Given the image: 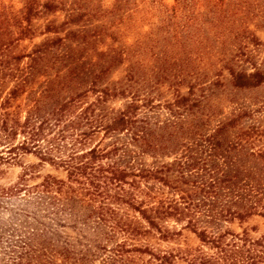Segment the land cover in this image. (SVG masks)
<instances>
[{
  "label": "trees",
  "instance_id": "obj_1",
  "mask_svg": "<svg viewBox=\"0 0 264 264\" xmlns=\"http://www.w3.org/2000/svg\"><path fill=\"white\" fill-rule=\"evenodd\" d=\"M181 2L151 6L157 14L147 12L143 23L149 35L133 50L98 54L90 53L92 41L117 40L107 28L66 30L14 54L13 44L36 36L33 19L63 2L2 6L0 173L30 155L63 176L33 183L35 165L23 166L15 182L0 186V209L9 213L0 264H264V232L247 224L256 217L264 225V128L243 125L251 115L239 109L207 133L197 130L211 117L203 100L224 71L232 88L249 89L264 83V70H236L246 35L230 42L214 31L206 41L194 14L179 16ZM72 3L65 23L91 17L83 1ZM118 7L121 23L138 13ZM57 29L48 20L42 32ZM234 41L228 56L207 61L211 46ZM129 52L155 63L147 69ZM114 101L119 106L109 107ZM162 109L167 118L159 120ZM187 235L192 245L178 243Z\"/></svg>",
  "mask_w": 264,
  "mask_h": 264
},
{
  "label": "rangeland",
  "instance_id": "obj_2",
  "mask_svg": "<svg viewBox=\"0 0 264 264\" xmlns=\"http://www.w3.org/2000/svg\"><path fill=\"white\" fill-rule=\"evenodd\" d=\"M36 1L45 2L47 0ZM50 1L53 3H59L61 0ZM72 1L73 0H62L63 9L50 11L41 15L39 18H34L32 21V27L35 30L36 36L34 38H27L13 44L10 47L11 52L17 55L27 53L33 45H37L46 37L50 38L55 35L63 37L66 30H75L78 28H84L83 30L85 33H89L92 29L97 30L99 28H103L104 30L107 28L112 34L118 36L116 41L111 40L107 36L101 37L99 41H92L93 44L90 46L91 54L92 51L96 52V54L100 51L110 53V50L118 47L119 45L133 50L135 48L133 45L135 39H142L144 34H148L147 30L149 27H145V25H143L145 14L147 12H152L154 16L157 14L156 11L151 9V6L160 9L161 5L169 6L173 2V0H81L84 2L83 7L89 11L88 15H91V17L88 18L89 20L86 19L85 16L76 24L65 23L64 21L66 19L67 12L71 8L75 9L72 7ZM22 2L23 0H0V10L2 6L18 10L20 9ZM213 2L216 4L213 5ZM117 5L121 7V11L124 10L131 12L132 9H135L133 11L138 13L135 17H130L128 23H126V20L123 23L118 22L119 18L124 15L123 12L120 14V11H118L119 7ZM180 7L181 12H179V16L184 15V13H192L196 16V21H198L201 25L200 33L203 35L199 34V36L205 38L206 41L214 39L212 37L214 31L226 34L230 42L233 41L232 37L234 34L242 33V35H246L239 41L241 44H244V56L235 60L234 67L236 70L248 72L251 70V65H255L264 70V0H182L179 10ZM130 12L128 14H130ZM154 16L152 20H156L159 17ZM212 17L216 19V23L207 24V19H212ZM85 19L88 21L86 22ZM48 20L54 26L58 27L56 33L42 32L45 27V23ZM218 20H221V22ZM10 29L11 28H9V30ZM243 32L245 34H243ZM226 35L224 36L225 38H227ZM79 41V39H77V41L73 40L72 42H68L66 46L74 47ZM233 43V46L228 44L226 47L220 44L211 46L208 51L209 56L207 61L213 62L214 59L222 53L225 56H228L229 51L233 52L235 50L234 46H236L238 42L234 41ZM54 48H52V51L55 53L64 50L62 47L56 50ZM140 48H137L135 51H140ZM245 52H247L246 57ZM126 56L129 60H133L136 56H142L143 63L147 69L151 68V66L155 63L153 59L148 57V54L129 52ZM92 57L94 59L96 58V56ZM102 58L104 59V57ZM145 60H148V62H144ZM25 62L28 61L24 59L22 63ZM42 62L45 64L44 61ZM203 67L205 69L206 65L204 64ZM208 69L207 70L210 71L212 68ZM211 78L208 80L210 81ZM229 79L230 77L228 76V72L224 71L222 76H220L222 84L217 90H213L208 101L203 100V103L206 104L203 111L204 113L210 114L211 117L206 123L203 122L202 125H198L197 130L200 132L207 133L209 130L214 128L218 121L226 119V117L235 113L239 109L248 111L251 115L246 116L241 120L243 125L252 123L264 128V83L257 88L234 89L229 84ZM180 91L184 93L186 88L183 86L180 88ZM206 93L208 94V92ZM118 106L119 101H114L109 107L116 108ZM165 112L166 111L163 109L158 111L157 115L159 120L167 118V114ZM19 162L21 163V166L19 163V165L3 169V172L0 173V186H7L15 182L17 177L21 174V168L23 166L35 165L33 172L36 173L39 178L34 180L33 183L39 182L40 177L44 175H52L54 177L63 176L62 172L54 170L46 164L36 165L37 160L30 155L21 157ZM247 224L254 226L257 234L264 232V225L261 223L260 219L256 217L249 219ZM8 225L9 213L1 211L0 209V234L2 235V238L0 239V253L6 251L4 248L6 246V232H4V230L9 227ZM230 227L237 230L236 224H232ZM186 237L187 238L184 239L181 238L178 243L182 244L185 242L188 245H192L194 243L192 236L187 235Z\"/></svg>",
  "mask_w": 264,
  "mask_h": 264
}]
</instances>
